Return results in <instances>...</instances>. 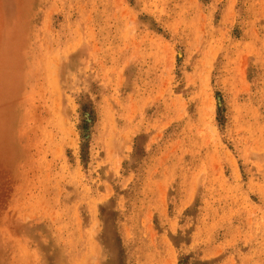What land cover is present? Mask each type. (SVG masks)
<instances>
[{"label":"rangeland","instance_id":"rangeland-1","mask_svg":"<svg viewBox=\"0 0 264 264\" xmlns=\"http://www.w3.org/2000/svg\"><path fill=\"white\" fill-rule=\"evenodd\" d=\"M0 264H264V0H0Z\"/></svg>","mask_w":264,"mask_h":264}]
</instances>
